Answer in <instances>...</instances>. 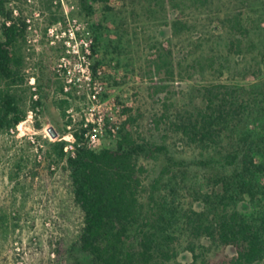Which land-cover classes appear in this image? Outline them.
Segmentation results:
<instances>
[{"label": "rangeland", "instance_id": "rangeland-1", "mask_svg": "<svg viewBox=\"0 0 264 264\" xmlns=\"http://www.w3.org/2000/svg\"><path fill=\"white\" fill-rule=\"evenodd\" d=\"M9 7L27 25L18 44L21 79L11 86L25 116L0 129V264H94L79 242L84 213L74 198L68 155L60 159L55 146L68 143L71 133L86 140L83 124L96 106L89 74L103 87L100 109L120 123L95 149L115 148L126 131H133L164 145L178 161L157 191L177 225L173 263L230 261L232 248L195 236L184 222L218 199L212 155L219 159L232 151L247 136L242 127L248 133L264 131V0H11ZM239 13L249 30L240 55L231 51L230 28ZM1 24L0 16V39ZM88 41L97 46L94 57L92 50L84 57ZM162 46L172 51L176 67L165 91L149 71ZM213 83L228 85L223 97L247 108L234 112L222 127L221 144L210 149L191 143L173 122L205 107L206 87ZM143 163L150 169V189L168 160L163 153ZM240 209L264 224L263 193L241 201Z\"/></svg>", "mask_w": 264, "mask_h": 264}, {"label": "trees", "instance_id": "trees-1", "mask_svg": "<svg viewBox=\"0 0 264 264\" xmlns=\"http://www.w3.org/2000/svg\"><path fill=\"white\" fill-rule=\"evenodd\" d=\"M10 1L0 0L3 33L0 39V129L18 125L25 116L11 86L21 79L23 58L18 44L25 39L27 25L25 19L16 16L15 10L9 7ZM230 28L234 35L231 51L238 55L245 53L249 30L240 13L230 20ZM91 50L94 57L96 44L91 45ZM172 56V51L162 46L150 60L149 71L160 91H165L176 76ZM223 88L228 85H208L205 107L179 115L173 122L176 131L191 143L210 149L221 144L223 125L229 124L234 112L247 108L243 102L237 108L236 100L223 97L226 94ZM242 129V134L247 136L236 141L232 151L219 159L215 155L211 157L216 164L211 167L219 173L215 183L218 199L207 203L201 211H193L184 222L195 236L209 238L234 250L233 257L224 264L264 262V224L253 221L240 209V202L246 198L264 195V131L255 129V133H248L244 127ZM82 135L76 133V155L67 157L74 198L84 213L79 235L82 249L92 255L94 264H174L175 243L179 239L172 217L174 212L166 207V197L164 202L158 201L157 191L162 178L170 175L178 161L165 152L164 145L149 142L133 131H126L115 148H90ZM55 146L60 159L65 158V143L57 142ZM163 153L168 163L148 189L146 181L150 169L143 158L156 159ZM147 192L148 199H145Z\"/></svg>", "mask_w": 264, "mask_h": 264}, {"label": "built area", "instance_id": "built-area-1", "mask_svg": "<svg viewBox=\"0 0 264 264\" xmlns=\"http://www.w3.org/2000/svg\"><path fill=\"white\" fill-rule=\"evenodd\" d=\"M91 45L92 41L85 43L84 51L86 53L84 57L91 53ZM88 79L94 84V90L91 91L90 98L92 99L93 103L96 101L97 107L92 105L90 111L86 114V120L84 121L83 125L87 129V137L84 143H86L88 147L95 149L101 138L106 133L111 131V133L114 134L118 131V129H120V123L115 120L114 115L108 114L109 117H106V114H104L100 109L101 105H98L100 102L99 94L103 87L94 81L91 74L88 75ZM110 110L112 112L113 109L111 108ZM67 140L68 143L65 144L64 151L68 156H75L77 149L76 143L78 142L76 134L71 133L67 137Z\"/></svg>", "mask_w": 264, "mask_h": 264}]
</instances>
